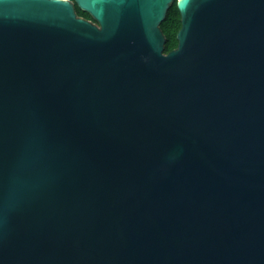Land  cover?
Masks as SVG:
<instances>
[{"label":"water","instance_id":"water-1","mask_svg":"<svg viewBox=\"0 0 264 264\" xmlns=\"http://www.w3.org/2000/svg\"><path fill=\"white\" fill-rule=\"evenodd\" d=\"M0 264H264V0H0Z\"/></svg>","mask_w":264,"mask_h":264},{"label":"trees","instance_id":"trees-1","mask_svg":"<svg viewBox=\"0 0 264 264\" xmlns=\"http://www.w3.org/2000/svg\"><path fill=\"white\" fill-rule=\"evenodd\" d=\"M75 12L78 17L93 21L92 18L85 12L75 6ZM181 27L180 14L177 10L175 1L169 7L165 19L160 24V29L165 37L164 53L167 54L177 47V32Z\"/></svg>","mask_w":264,"mask_h":264}]
</instances>
